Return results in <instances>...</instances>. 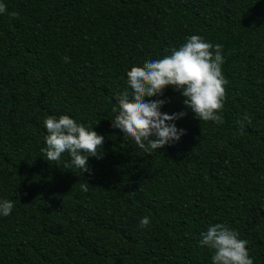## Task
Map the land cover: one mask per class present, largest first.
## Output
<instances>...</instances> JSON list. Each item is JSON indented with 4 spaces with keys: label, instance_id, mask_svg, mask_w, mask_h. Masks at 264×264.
<instances>
[{
    "label": "trees",
    "instance_id": "1",
    "mask_svg": "<svg viewBox=\"0 0 264 264\" xmlns=\"http://www.w3.org/2000/svg\"><path fill=\"white\" fill-rule=\"evenodd\" d=\"M0 3V200L15 204L0 216V264H211L199 240L215 223L264 264V0ZM190 35L223 46L224 122L195 119L169 86L161 111H187L186 134L149 155L110 126L114 95L132 66ZM50 115L104 136L91 175L65 168L66 153L44 159Z\"/></svg>",
    "mask_w": 264,
    "mask_h": 264
},
{
    "label": "clouds",
    "instance_id": "2",
    "mask_svg": "<svg viewBox=\"0 0 264 264\" xmlns=\"http://www.w3.org/2000/svg\"><path fill=\"white\" fill-rule=\"evenodd\" d=\"M6 11V5L0 3V14ZM222 50L221 44L214 45L200 35H190L178 49H171L169 55L132 66L126 73V88L114 95L116 106L112 109L110 126L119 129L124 140H133L149 155L178 142L186 130L178 128L175 121L185 117L187 111L171 115L161 111L169 101L159 97L169 86L184 97L183 104L194 113L195 119L222 124L227 85L222 72ZM64 60L67 62L68 57ZM244 121L251 123L245 115L242 121H237L241 128ZM43 125L47 132L45 146L40 150L44 159L59 165L66 153L70 160L64 163L65 168L91 175L89 157L102 158L104 136L68 115L47 116ZM88 186L86 181L81 189L87 192ZM14 207L12 200H0V216H9ZM150 223L149 217H142L139 227L146 228ZM200 237V246H206L212 253L211 264H254L248 241L240 239L239 233L226 224L209 225Z\"/></svg>",
    "mask_w": 264,
    "mask_h": 264
}]
</instances>
